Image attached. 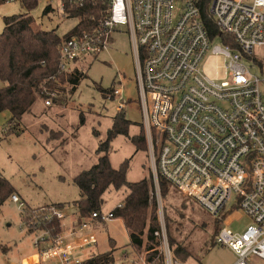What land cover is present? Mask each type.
Returning a JSON list of instances; mask_svg holds the SVG:
<instances>
[{
    "label": "built area",
    "instance_id": "built-area-1",
    "mask_svg": "<svg viewBox=\"0 0 264 264\" xmlns=\"http://www.w3.org/2000/svg\"><path fill=\"white\" fill-rule=\"evenodd\" d=\"M52 1L64 18L68 8L86 4L47 0L51 10ZM199 2L92 0L98 6V16L91 17L95 24L61 41L58 72L82 70L79 63L105 51L113 32L125 25L155 185L162 177L221 221L232 202L250 223L240 231L221 224L215 243L233 252L230 264H264V55L257 58L254 52L264 53V0H210L213 36ZM210 55L222 58V75L210 77L202 70ZM51 79L61 84L60 76ZM113 94L120 90L113 88ZM57 96L48 91L44 105H53ZM10 200L25 214L17 194ZM23 213L25 232L34 234V252L22 264H90L96 254L85 250L97 244L91 220L115 217L111 209L78 218L54 204L29 210V219ZM154 235L162 264H185L174 256L162 226Z\"/></svg>",
    "mask_w": 264,
    "mask_h": 264
},
{
    "label": "rangeland",
    "instance_id": "rangeland-1",
    "mask_svg": "<svg viewBox=\"0 0 264 264\" xmlns=\"http://www.w3.org/2000/svg\"><path fill=\"white\" fill-rule=\"evenodd\" d=\"M21 1L10 0L0 4V33L4 26L2 18L20 13L30 16L34 29L56 28L58 33H63L74 24L73 19L64 18L57 13L55 1H52V10L47 14L42 12L47 0H38L31 10L21 6ZM254 52L257 58L264 55L257 49ZM221 59L207 56L201 63L202 70L210 77L222 75ZM79 66L86 77L75 88L72 84H64V91L59 95L61 101L54 99L51 106L44 105V98H37L23 114L17 131L8 123L9 113L0 112V177L7 180L11 189L10 194L3 195L0 203V264H20L22 258L34 250V234L25 232L22 226L23 212L10 200V195L17 194L24 201L25 211L60 203L67 213H73L76 209L74 201L79 198V190L73 178L97 161L98 144L106 138L112 117L119 109L125 112L131 124L128 135L119 134L110 141V164L117 168L124 159L130 158L126 172L128 181L151 178L148 145L146 149L136 151L129 138L139 132L142 120L135 78V57L127 27L119 26L111 35L107 49L97 56L81 61ZM3 84L0 80V88ZM110 87L118 88L120 94L105 97L101 89ZM119 103L121 106H118ZM81 114L84 122L79 124ZM152 183L159 227H163L173 254L177 247L187 248L189 256L182 260L185 264H230L234 260V254L229 248L214 241L212 243L216 222L220 221L219 227L223 224L240 231L250 223L248 217L233 206L232 202L226 204L222 221H218L217 216L190 199H186L180 207L181 200L171 198L173 193L182 199L184 197L170 187L166 200L167 210L173 208L180 212L177 219L183 224V228L181 232L172 230L168 235L159 180L155 185L152 178ZM127 192L125 187L108 188L102 195L101 211L108 213L122 202ZM90 227L97 235V244L86 249V253L111 252L114 264H142L146 261V253L133 250L129 244V234L121 218L114 217L102 222L91 220ZM186 243L191 244L193 249H189ZM157 248L161 255L160 246Z\"/></svg>",
    "mask_w": 264,
    "mask_h": 264
},
{
    "label": "trees",
    "instance_id": "trees-1",
    "mask_svg": "<svg viewBox=\"0 0 264 264\" xmlns=\"http://www.w3.org/2000/svg\"><path fill=\"white\" fill-rule=\"evenodd\" d=\"M91 1L86 0V4L82 8H68L66 18L73 19L74 24L63 33H58L56 28L50 30L34 29L30 16L25 13L12 14L2 18L4 26L0 33V80L4 82V85L0 88V112L7 111L9 113L8 123L15 131L18 130L23 114L30 109L37 98H44L47 96L48 91L53 90L58 94L54 101L60 102L61 96L59 95L64 91V84H72L75 88L86 77L83 70L78 69L66 75L59 74L58 47L61 41L71 34L84 29L89 30L94 26L95 21L91 17L92 15H95V18L98 16V6L91 4ZM199 1L201 18L209 34L213 36L217 33V30L208 10L210 0ZM5 2L7 0H0V4ZM37 2L38 0H22L21 6L31 10ZM49 11L51 9L45 5L42 10L43 14H47ZM223 39L227 42L232 41V39L225 36ZM53 76H60L61 84H56L51 79ZM101 92L104 93L105 97H113V87L101 89ZM83 122L84 116L81 114L79 124ZM130 124L131 121L126 118L125 112L119 109L112 117L111 125L106 131V138L98 144L96 149V153L99 154L97 161L73 178L79 190V198L74 201L76 209L72 216L89 218L92 212H101L102 195L108 188H127L128 192L122 200V207L115 206L113 208L114 215L121 218L127 229L129 244L133 250L145 252L146 260L151 264H162V256L155 249L157 240L154 232L159 230L160 227L156 199L152 194V172L149 180L143 178L131 182L126 179L130 158L124 159L117 168L111 166L108 158L110 141L116 135H128ZM94 133L98 134L96 130H94ZM129 138L135 145L136 151L146 149L147 143L142 126L137 134L129 136ZM158 180L160 195L164 201V220L168 235L171 234L172 230L181 232L183 224L177 219L181 215L180 212L173 208L167 210L168 201L166 200L172 186L160 176ZM175 191L177 190L175 189ZM10 192L11 189L7 180L0 177V203L3 195L5 193L10 194ZM180 195L184 198L182 199L173 193L171 199L181 200L179 204L181 207L183 206L181 203L189 198L181 193ZM56 204L63 207L60 203ZM24 219H29V211H25ZM216 224L212 243L213 241L215 243L214 239L220 221ZM186 229L189 230L190 228L186 227ZM171 243H173V240H171ZM186 244L189 249H193L191 244ZM188 251L187 248L177 247L174 254L176 258L185 260L189 256ZM89 263L114 264V258L111 252H106L94 255Z\"/></svg>",
    "mask_w": 264,
    "mask_h": 264
},
{
    "label": "crops",
    "instance_id": "crops-1",
    "mask_svg": "<svg viewBox=\"0 0 264 264\" xmlns=\"http://www.w3.org/2000/svg\"><path fill=\"white\" fill-rule=\"evenodd\" d=\"M4 85V84H3ZM2 85V86H3ZM33 252H34V250L31 252V253H28L27 255H25L23 258H22V260H21V263L20 264H22L23 262H25V259L30 255H32L33 254Z\"/></svg>",
    "mask_w": 264,
    "mask_h": 264
}]
</instances>
